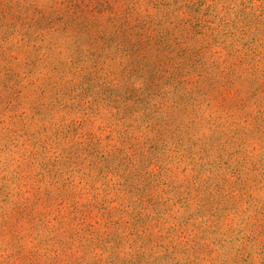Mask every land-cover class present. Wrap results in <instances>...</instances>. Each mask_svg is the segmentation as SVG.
Returning a JSON list of instances; mask_svg holds the SVG:
<instances>
[{
	"label": "rangeland",
	"instance_id": "1",
	"mask_svg": "<svg viewBox=\"0 0 264 264\" xmlns=\"http://www.w3.org/2000/svg\"><path fill=\"white\" fill-rule=\"evenodd\" d=\"M0 264H264V0H0Z\"/></svg>",
	"mask_w": 264,
	"mask_h": 264
}]
</instances>
